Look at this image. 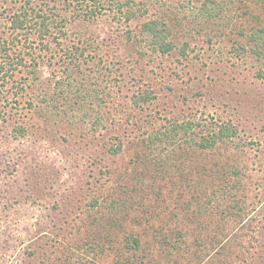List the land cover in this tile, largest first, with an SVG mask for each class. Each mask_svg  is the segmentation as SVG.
Returning <instances> with one entry per match:
<instances>
[{"label":"rangeland","instance_id":"obj_1","mask_svg":"<svg viewBox=\"0 0 264 264\" xmlns=\"http://www.w3.org/2000/svg\"><path fill=\"white\" fill-rule=\"evenodd\" d=\"M22 1L0 0V264H264V54L249 39L264 0H214L212 17L208 0H102L91 19L34 0L68 16L45 41L13 28ZM149 18L170 26L168 53ZM220 124L234 136L200 147Z\"/></svg>","mask_w":264,"mask_h":264},{"label":"trees","instance_id":"obj_2","mask_svg":"<svg viewBox=\"0 0 264 264\" xmlns=\"http://www.w3.org/2000/svg\"><path fill=\"white\" fill-rule=\"evenodd\" d=\"M34 0H23L20 6L15 9L13 14L10 16V21L13 28L16 30H27L28 28H36L39 30V34L42 36V41L48 40V36L52 34V30H63L65 25H67L68 16L61 14H54L52 8L48 4H34ZM64 3V9L66 11L72 12L78 17H84L86 19H91L101 14L104 8V2L102 0H62ZM212 4V9H209L207 1L203 4V9L207 12V15L212 17L222 11L223 4H216L214 0H208ZM118 8L121 9L122 3L119 1L115 2ZM107 6V5H106ZM126 6V18L130 19L132 15L131 6L129 7L127 2ZM48 8V9H47ZM106 8V7H105ZM59 16V17H58ZM143 28L146 31L152 33V49L161 53H168L173 44L168 40L171 35V28L165 22L159 18H149L143 23ZM249 39L255 44L254 52L259 55L264 54V27L259 28L251 32ZM49 42V41H48ZM5 49V48H4ZM79 49V46L76 47ZM185 47L182 52H185ZM6 50V49H5ZM83 52V51H81ZM8 55V53H6ZM70 54V53H69ZM149 94V93H146ZM149 98V95L145 94H134L133 101L138 105L141 101H145ZM192 131V123L190 121H183L180 124H174L171 129L167 128L160 131L165 137H171L176 134H187ZM158 134V133H157ZM156 134V135H157ZM235 131L233 128L225 124H220L217 130H213L209 135H201V139L198 145L202 148L212 147L217 144L219 140L225 138H231L234 136ZM159 139L158 136L153 135L152 141L155 142ZM161 139V138H160ZM133 245L138 246L139 239L136 237L132 238Z\"/></svg>","mask_w":264,"mask_h":264}]
</instances>
